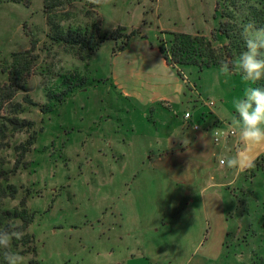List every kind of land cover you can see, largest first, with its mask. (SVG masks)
Wrapping results in <instances>:
<instances>
[{
	"label": "rangeland",
	"instance_id": "obj_1",
	"mask_svg": "<svg viewBox=\"0 0 264 264\" xmlns=\"http://www.w3.org/2000/svg\"><path fill=\"white\" fill-rule=\"evenodd\" d=\"M25 1L28 6L13 3L0 6V53L7 55L27 50L32 43L37 45L35 54L40 55V67L27 80L26 92L44 108L52 109L43 117L38 110L28 116L36 121V129L44 130L27 155L28 170L20 171L13 179L14 184L32 191L28 206L35 215L30 232L35 236L37 257L43 264H127L129 257L125 251L114 247L107 235L93 232L97 210L89 202L80 205L75 196L79 188H86L91 182L90 178L84 180L78 175L80 162L86 161L83 157L91 155L90 134L105 120L108 107L113 105L107 102L105 94L110 84L113 51L123 47L129 40L126 36L132 32L137 34L130 39H151L160 49L171 46L169 33L200 35L218 47L224 39L218 35L221 18L216 10L217 0H105L99 8L88 0H47L58 18H64L60 26L65 29L88 31L89 37L105 40L118 29L126 28L119 31L123 37L105 40L90 58L83 54L84 60L63 47L46 51V0ZM180 69L185 79L188 77L197 85L204 102H215L212 109L203 104L211 110H207L210 121L216 119L214 112L231 121L235 115L233 102L243 98L247 87H253L250 81L242 79L240 72L226 75L221 68L202 72L194 66ZM69 76L84 78L87 84L55 106L48 96L52 90L60 93L62 90L56 88L60 77ZM23 95L18 94V101L23 100ZM102 108L105 109L101 111ZM201 113L196 116L201 124H206ZM27 137L20 135L17 143ZM82 141L88 146L86 154L82 152L85 148ZM1 155L11 158L10 152ZM251 173L246 175L247 181L242 180V190H237L241 205L235 230H239L233 241L228 242L235 254L230 259L233 264H264V174ZM19 202L20 197L13 205ZM183 260L176 259L179 263ZM171 262L173 259H157V264Z\"/></svg>",
	"mask_w": 264,
	"mask_h": 264
},
{
	"label": "crops",
	"instance_id": "obj_2",
	"mask_svg": "<svg viewBox=\"0 0 264 264\" xmlns=\"http://www.w3.org/2000/svg\"><path fill=\"white\" fill-rule=\"evenodd\" d=\"M109 79L113 105L91 132V155L78 169L91 182L75 192L80 205L97 210L93 232L125 251L127 264H233L228 242L239 230L237 190L248 171L219 164L242 145L213 134L231 131V121L215 112L207 118L197 85L183 80L151 39L133 38L113 55Z\"/></svg>",
	"mask_w": 264,
	"mask_h": 264
},
{
	"label": "trees",
	"instance_id": "obj_3",
	"mask_svg": "<svg viewBox=\"0 0 264 264\" xmlns=\"http://www.w3.org/2000/svg\"><path fill=\"white\" fill-rule=\"evenodd\" d=\"M47 0L44 6V13L47 19L48 31L44 32L45 44L52 47H63L68 51L75 52L84 60L83 54L90 58L97 52L105 40L117 41L124 35L119 31L110 34L105 40L95 36L89 37V32L81 33L71 28L65 29L60 26L61 16L58 18ZM24 4L25 0H0L3 4ZM217 12L220 13L218 35L224 39L223 44L216 47L211 41H207L200 35L193 36L184 33H169L172 36L170 47H161V52L180 77L185 80V74L180 67L194 66L202 72L205 69L221 68V61H235L241 52L246 50L244 39L241 35L243 26L252 22L256 27H264V0H217ZM137 33L132 32L125 35L127 40L125 45L118 50H114V56L125 50L130 38ZM214 39L217 40V37ZM36 44L32 43L31 48L11 52L7 55L0 53V229H7L10 225H19L17 230L24 233L20 240H13V249L20 252L26 264H43L37 257V246L35 236L30 232V227L34 222V213L29 209L28 203L32 198L31 189L18 186L13 183V179L22 170H28L29 165L26 160L33 146L38 140V136L44 128L36 129V121L29 118L33 111L45 115L52 109L43 107L30 96L27 90V80L37 73L39 69L40 55H36ZM230 68L235 70L230 63ZM49 71L50 68L47 67ZM182 72V73H181ZM61 81L56 85L60 93L52 90L51 99L55 106L60 105L69 98L76 90L87 84V80L75 77H60ZM252 83V82H251ZM253 87L264 88V79L252 83ZM24 94L23 100L18 101V94ZM28 135L26 140L17 143L20 135ZM2 152L9 153L11 158L1 155ZM248 173L255 175L257 172L264 174V155L255 161V166L247 170ZM20 197V202L13 205ZM7 230H11L8 228ZM0 264H3L0 257Z\"/></svg>",
	"mask_w": 264,
	"mask_h": 264
},
{
	"label": "clouds",
	"instance_id": "obj_4",
	"mask_svg": "<svg viewBox=\"0 0 264 264\" xmlns=\"http://www.w3.org/2000/svg\"><path fill=\"white\" fill-rule=\"evenodd\" d=\"M96 7H102L105 0H88ZM246 50L237 60L221 61V72L228 75L233 72L230 63L240 72L244 81L255 84L264 79V27H256L249 22L243 26L241 33ZM235 115L231 120V132L242 145L234 155L221 157L222 167L243 173L255 166V161L264 155V88L247 87L243 98L234 102ZM10 228L11 230H7ZM0 229V257L3 264H26L25 257L13 249V240H20L24 233L17 230L19 225H10Z\"/></svg>",
	"mask_w": 264,
	"mask_h": 264
},
{
	"label": "built area",
	"instance_id": "obj_5",
	"mask_svg": "<svg viewBox=\"0 0 264 264\" xmlns=\"http://www.w3.org/2000/svg\"><path fill=\"white\" fill-rule=\"evenodd\" d=\"M203 104L208 106L210 109H212L215 106V102H213V101L212 102H207V103L203 101ZM185 118L187 120L191 119L192 118V113L191 112H187L185 114ZM193 127H194L195 130H199L200 129L199 125H194ZM213 134H214V138H215V140L217 142H219L220 140H222V139H224L226 137L235 136V135L232 134L231 131L226 132L225 130H222V129H219V128H216L214 130Z\"/></svg>",
	"mask_w": 264,
	"mask_h": 264
}]
</instances>
